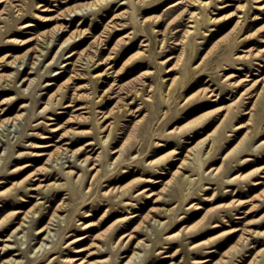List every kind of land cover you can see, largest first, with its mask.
<instances>
[{"label":"rangeland","instance_id":"374dc122","mask_svg":"<svg viewBox=\"0 0 264 264\" xmlns=\"http://www.w3.org/2000/svg\"><path fill=\"white\" fill-rule=\"evenodd\" d=\"M178 1L181 3L169 7ZM191 1L159 0L147 7L150 10H144L145 6L139 8L138 17L146 18L142 29L133 23L130 14H123L126 7L118 8L114 0L104 1L97 12L90 8L75 11L66 21L57 18L59 13L77 0H6L0 3V65L5 63L6 54L10 53V60L12 56L27 52L24 60L17 61L11 68L0 67V76L3 75L0 77V102H5L0 108L6 110L1 116L5 122L0 127V181L3 182L0 183V218L10 211H26L36 197L45 206L31 214L13 233L21 221V214L8 217L0 225V247L6 243L14 248L13 252L21 253L16 256L21 264H73L70 260L74 258L78 259L76 264L81 261V264H123L138 240L144 244L136 249L140 255L133 260L135 264H248L256 249L264 247V235L252 236L250 242L256 245L255 250L234 253L235 241L244 229L264 232V184L253 185L258 179V169L264 165V98L251 109L254 92L260 86L254 87L252 95L235 101L245 85L264 76L263 0L212 1L205 11L215 22L202 23L181 54L180 40L191 25L187 13L201 10L198 3L189 5ZM11 2L17 4L16 8L10 6ZM245 2L248 3L243 6ZM154 5L157 7H152ZM79 20H86L82 30L89 33L78 46L82 38L76 39L72 46L68 43L60 46L68 35L64 30L52 38L41 35L57 23L67 25L74 21L77 24ZM26 22L33 26L23 28ZM74 28L75 25L71 27ZM133 29L134 33L130 34ZM127 33L130 34L127 39L118 40ZM95 36L103 40L102 61L95 54ZM235 39L233 50L228 52ZM72 48L83 50V58L79 60L77 55L67 60ZM247 50L257 53L256 56L236 58ZM85 56L93 57L94 61L89 62ZM171 57H179L180 62L187 63L182 75L179 69L164 73V68L175 61ZM167 58L171 59L165 61ZM68 62L72 64L67 65ZM29 71L35 81L24 91L26 97L19 99L20 92L27 86L19 77ZM59 74L62 75L55 79ZM174 76L179 79L173 92L167 94L165 80ZM39 81L40 87L31 98ZM58 85L62 86L57 91L59 103L72 107L57 105L50 112L39 113ZM76 94L81 97L77 99ZM20 105L25 107L19 110ZM227 106L229 117L216 128ZM78 107L83 108L77 110ZM248 111L254 114L251 119ZM18 113L22 116L13 119ZM102 114L107 115V122H112L108 149H118L123 144L122 158L126 161L118 166L109 165L110 157L115 158L117 154H108L100 143L99 137L106 133L99 132L96 118ZM203 114L207 115L201 121L199 118ZM198 120L200 124L195 133H191L192 137H188L189 129L184 127L168 134L175 127ZM60 138L61 141H57ZM203 139L206 140L198 158L196 152L190 154L186 170L181 169V174L171 181V173L177 169L187 149ZM89 141L94 144L85 146ZM209 141L213 146L206 154ZM64 142L72 144L67 145L68 150L63 154L55 155V146ZM75 150L77 152L72 155L71 151ZM100 151L96 162L97 168L102 167L100 177L92 179L91 170H88L80 180L76 177L56 179L55 175L45 182L63 184L54 203L43 198L46 194L53 198L56 194L53 189L39 196L35 191H28L33 186L27 185L24 178L33 168L44 165L47 159V156L36 158L37 154L53 153L54 157L48 161V170L53 172L67 171L69 165L84 169L88 162L82 159L85 156L93 159ZM174 151L178 160L169 161ZM156 158L161 159L162 165L171 163L166 165V175H155V170L146 166V159ZM27 163L33 167H23ZM212 168L217 172L211 171ZM72 169L77 174L83 171ZM143 179L150 181L145 183ZM156 180L160 182L155 183ZM17 183H20L18 188L13 186ZM24 185H27L25 189ZM110 186L117 190L129 189V194L146 187L147 193L153 195L120 200L115 194L105 193ZM156 194L158 201H155ZM7 197L10 202H17L15 206L3 207ZM60 201L67 206L64 211L56 212L60 218L50 221V235L47 231L36 234L37 228L49 222ZM160 209L164 214L158 211ZM166 210L170 213L166 214ZM132 214L137 216L131 219ZM124 233L133 235L128 242V238L119 240ZM82 235L88 237L70 243ZM168 235L171 237L166 238ZM41 240L43 246L37 249ZM77 249L81 251L75 252ZM173 253L176 255L166 259V254ZM8 257L10 255L1 257L0 263ZM257 259V264H264V254Z\"/></svg>","mask_w":264,"mask_h":264},{"label":"bare ground","instance_id":"6f19581e","mask_svg":"<svg viewBox=\"0 0 264 264\" xmlns=\"http://www.w3.org/2000/svg\"><path fill=\"white\" fill-rule=\"evenodd\" d=\"M3 1H6V0H0V3L3 2ZM52 1V0H51ZM104 1H107V0H93L91 2H86V1H82V0H77V3H75L73 6L71 7H67L65 9H63L60 13H59V17H57L59 20H65L66 21V17L69 16L71 13L75 12V11H81L82 9L84 8H90L92 12H97L99 9H101L103 7V2ZM113 1V0H112ZM116 1L114 3V5L116 4V6L118 8H121V7H126V9L123 10V14H130L131 15V18H132V21L133 23L140 27L142 29V25L144 23V21H146L143 17H138L137 15V11L139 8L145 6L146 8L144 10H150L151 8H147L149 7L150 5H153V3L159 1V0H114ZM212 1L214 0H208L206 2H202V1H199V0H192L189 5H194V3H198V6L200 7L201 6V10L199 12H195V11H189L187 14H188V18L190 19L188 22H191V25L187 26V29L184 31L183 33V36H182V39L180 40V45H182V51H181V54L182 52L184 51V48L186 45L190 44V42L193 40L192 36L194 34H196L199 30V28L201 27L202 23H214L215 22V19H212L210 16H209V13L207 11H205V8L209 5H211ZM262 1V0H261ZM184 2V1H183ZM263 2V5H261V8L262 6L264 7V0L262 1ZM181 3V1H178L176 2L175 4H172L170 5L169 7H173L177 4ZM248 2H245L244 5H246ZM197 5V4H196ZM10 6L12 8H16L17 4H13L12 2L10 3ZM192 6V7H194ZM98 7V8H96ZM154 8H156L157 6H152ZM260 9V8H259ZM184 11V9L179 13L177 14V16H180L181 13ZM197 11V10H196ZM122 14V15H123ZM176 16V17H177ZM182 18V17H180ZM5 19V18H3ZM176 19L175 17L173 18V20ZM183 19V18H182ZM181 19V20H182ZM2 20V19H1ZM73 20V19H71ZM172 20V19H171ZM188 20V19H187ZM170 22V21H169ZM168 22V23H169ZM86 23V20H79L77 22V24H75V22L73 21L71 24H67L65 25L64 22H61V23H57L55 24L51 29L49 30H45L41 33V35H43L44 37H48V38H52L53 35L59 31H63L66 33H68V35L63 39L62 41V44L60 46H62L63 44L65 43H68L69 46H72L76 39H81L82 40H79L77 46L82 43L83 39H85L86 37V34H88L89 32H87L86 30H82V26H84V24ZM236 23H239L238 21ZM75 25V28L74 29H71L72 26ZM119 25V24H117ZM124 24H122L121 26H123ZM33 25L29 22H26V24H23L22 27L23 28H30L32 27ZM102 33V32H101ZM134 33V29L133 31L130 32V34ZM129 33L125 34L124 36H122L121 38H119L118 40H123V39H127L128 36L130 35ZM101 36V35H100ZM141 36V35H140ZM130 38V37H129ZM93 40H95V42L97 43V49L95 51V54L97 53V55L99 56V61L103 60L102 59V56H100L101 54V50L103 49L102 48V45H103V40L102 39H99L97 36L93 37ZM236 40L235 39L234 41H232L230 43V46H229V50L228 52H231L233 50V47L236 43ZM11 41H13L11 39ZM264 42V40H263ZM162 44V42H161ZM251 49V48H250ZM264 51V48L263 50ZM260 51H258L259 53ZM27 52H25L23 55H15V56H12L11 59L9 60V54H6L5 57L6 59H3L5 62L4 64H1L0 67L2 66L3 68H11L13 64H15L17 61H23L24 60V57L26 55ZM68 53L70 54L69 57L67 58V60H70L72 59L74 56H77V58L81 59L83 58L82 55H83V50L81 51H77L75 50V48H72L68 51ZM94 53V51H93ZM257 53H253L252 51H246L244 54L242 55H238L236 56V58L238 59H245V58H250V57H255ZM236 55V54H235ZM4 57V56H3ZM4 57V58H5ZM36 56H34L35 58ZM86 57V56H85ZM53 58V57H52ZM172 58V57H171ZM171 58H167L165 61H169V59ZM79 59V60H80ZM172 59H175L174 63L172 64V66L170 67H167V68H164V73H172V72H175L177 71V69L181 70V75H182V72H185V69L187 67V63L182 61L180 62V58H176V57H173ZM53 60V59H52ZM51 60V61H52ZM86 60H88L89 62H93L94 61V58L93 57H86ZM51 63V62H50ZM49 63V64H50ZM163 63V62H162ZM72 62H68L67 65H71ZM82 64V63H81ZM34 65V63H33ZM79 65V64H78ZM92 65V63H91ZM1 67V68H2ZM81 67V66H80ZM2 68V69H3ZM82 68V67H81ZM30 69H33V66L30 67ZM32 72L29 71L27 74H22L21 77H19L20 80L22 81H25L27 83V86L25 88H23V90L20 92V96H19V99H24L26 96L24 95V91L28 90L31 85L33 84V82L35 81L34 78H31L30 77V74ZM143 74H146L145 72H143ZM62 74H59V76H55L54 78L57 79L58 77H60ZM3 76V75H1ZM0 76V77H1ZM180 76V75H179ZM179 76H174V77H171V78H167L165 81L167 82V84L165 85L166 89H167V94H170L173 92L174 90V84L175 82L179 79ZM40 81L36 84L35 88H34V92L33 94L31 95V98L35 96L36 94V91H38V87H40ZM46 86L45 87H49V85L45 84ZM50 85H55L54 83H51ZM260 86L259 89H256L255 92H254V87L255 86ZM14 86V84H13ZM61 87L62 86H59L58 85V88L56 89L55 92L51 93L47 100L44 102V106L42 107V109L40 110L39 113H42V112H45V111H51L53 109V107H56L57 105H60V107H62V105L64 106L63 103H59V98L57 97L58 96V93L57 91L61 90ZM258 88V87H257ZM5 91H9L8 90H2V92H5ZM253 92L255 93L253 95V97L255 98L253 103H252V108H254L255 106H257L258 102H260L262 100V98H264V76L260 79H257V80H254L252 81L250 84H247L243 87L242 91L240 92L239 96L236 98L235 101H239V100H243V98L246 96V95H249V94H253ZM209 93L210 95H213V91L212 90H209ZM81 97V95H77L76 94V98L79 99ZM30 98V97H28ZM9 99H7L6 101H8ZM4 102V100H2L0 102V105H2ZM25 106L24 105H20L19 106V110H22ZM68 107H72L71 104H68V105H65L64 108H68ZM83 107H78L76 108L77 110L78 109H82ZM224 114H222V116L220 117L219 119V124L216 126L219 127L221 126L229 117V106L225 107L224 109ZM6 110L5 109H1L0 108V127L4 124L5 120L1 119V116L3 114H5ZM59 113H62V112H59ZM249 114V119H251L253 117V113H250L249 111L247 112ZM206 115L207 114H203L202 116H200L199 119H202L201 121H203L205 118H206ZM22 116V113H18L16 114L13 119H18ZM107 118V115H104L102 114L101 117H98L97 115V118H96V121H97V124H98V130L100 133H106L105 135L103 136H100V143L101 145L107 150L108 154L110 155H116L115 158L113 157H110V161H109V165H115L117 164L120 165L122 162L126 161L124 160L123 155H124V148H123V144L118 148V149H111L109 150L108 148L110 147V142L108 141L111 133H112V122H107L106 120ZM49 120H53L52 117H49L48 118ZM200 124V121L198 120L197 123H194V124H191L188 123V124H185L183 126H180V127H175L174 130H171L170 132H168V134H173V133H176V132H179L181 130H183L184 128H187L189 129L187 132V135L188 137H192V134L191 133H195L194 130L196 129L197 125ZM33 126V125H31ZM184 127V128H183ZM238 128H240L241 126H237ZM57 129V128H56ZM55 129V130H56ZM53 130V131H55ZM85 133V132H84ZM246 134L248 135L249 134V131L246 132ZM166 135V133L164 134ZM65 137V136H63ZM62 138L58 139L57 141H61ZM206 139H203V140H199L195 145H193L192 147L188 148L187 149V153L186 155L183 157V159H181L180 161V164L178 165L177 169L174 170L172 173H171V177H170V180L173 181L176 176L180 173V170L184 169L186 170V166H188V163L186 162L187 161V158H189V155L192 154L193 152H196V158H198L199 154L202 152V146L204 144ZM108 143V144H106ZM185 143H189V142H185ZM68 144H72V142H64L62 145H59V146H55L54 148V151L53 153L56 154H63L65 151L68 150V147L67 145ZM94 143L93 142H86L85 143V146H91L93 145ZM51 144L47 145V146H50ZM208 146L205 148L208 151L206 152V154H208L213 146V143H210V141L208 142L207 144ZM17 146H21L20 144H18ZM98 149V148H97ZM96 149V150H97ZM204 149V150H205ZM81 150L83 152H85V148H82L81 147ZM90 150H93L90 149ZM95 150V151H96ZM70 151V150H69ZM77 152V150L75 151H71L72 155H75V153ZM101 152H98V154L92 159L90 158L89 156H85L83 159H82V162H88L87 166L83 169V168H80V167H77L76 165H72V166H68L69 167V170L67 171H64V170H54L53 172L49 171L48 170V161L53 158V153L52 152H42V153H39L36 155V158L37 157H44V156H47V159H46V162L44 165L42 166H39V167H36V168H33V170L24 178V181L27 182V185H32L33 187H29L28 188V191H35L36 192V196H39L41 194H44V193H48V191H50V189H53L56 191V194L54 195L53 198H50L48 197V195H44L43 198H47V201L46 202H50V203H54L57 198L60 196V191H62V183L59 184V183H56V181H51L49 183H45L46 181L52 179L55 175H57L56 179H60V178H65L66 180H68L69 178L70 179H74L75 177L77 178V180H80L84 177V175L86 174V172L88 170H91V178L93 179L94 177L98 176L100 177V174L102 172V167L100 168H97L96 167V162L99 160V157L101 155ZM175 154L176 152L174 151L173 152V155L170 157V160L169 161H176L178 159H175ZM1 159L0 158V162H1ZM113 159V160H112ZM92 160V161H91ZM161 159L160 158H156V159H146L145 160V163H146V166L148 167V169H154L155 170V175H166V172H164V170H166V165H169L171 163L167 162L166 165H162L161 164ZM108 164V163H107ZM99 165V164H98ZM123 165V164H122ZM25 168H29V167H33V165L27 163L25 166H23ZM72 168H77V169H81L83 170L81 174H77V171L75 172ZM105 169V168H104ZM148 170V171H149ZM259 175H258V179L255 180L253 182V185H260V184H264V165H262L259 169ZM85 171V172H84ZM146 171V173L148 172ZM211 171H215L217 172L216 168H212ZM124 173H128V172H124ZM144 173V174H146ZM181 174V173H180ZM183 174V173H182ZM239 175H236L235 177H237ZM234 177V178H235ZM260 179H263V181H260ZM23 181V180H22ZM32 181H35L33 184H30ZM149 179H143V182L145 183H149ZM37 182V183H36ZM157 182H160V180H156L155 183ZM0 183H3L2 181H0ZM163 184H166L163 183ZM20 185V183H17V184H13V186H15L16 188H18V186ZM27 185H24L23 188L25 189L27 187ZM164 188V186L162 187ZM129 189H118L116 187H109L105 193H111V194H115L116 196H118L120 198V200H126V199H129V198H135L139 195H144L145 197H150L151 195H153L151 192L150 193H147L149 191L148 188L144 187L143 189L141 190H134L132 193H127ZM16 194L19 193L18 190H16L15 192ZM0 195H2V193H0ZM156 199L155 201H158V195L156 194ZM11 197V196H10ZM31 197H35V196H31ZM5 201L3 202L4 205L3 207H6V206H15V201H9V198H5L4 199ZM11 200H13V198H11ZM39 200V197L37 198L36 197V201L35 203L29 207L26 211H20V210H14V211H10L8 213H6L5 215H3L1 218H0V225L2 223L5 222V220L8 218V217H11V216H19L20 214L22 215L21 217V221L18 223L17 227L12 231V233L18 229H20L22 226H23V222L28 218L30 217V215H34L38 210L41 211L40 209H45V206H44V203H39L38 202ZM19 203V202H18ZM127 205H130L129 203H126ZM66 204H64L63 202H59L58 204H56V206L54 207V210L51 214V217L49 219V222L44 225L43 227H40V228H37V232L36 234H43L47 231V235L49 236L50 232H49V224H50V221L54 220L55 218H60L56 215V212L57 211H64L66 209ZM2 207V206H1ZM163 209H160L158 210L160 213H163L164 212L162 211ZM170 213V210H166V214ZM137 216V214H132L130 216L131 219L135 218ZM151 219H153V217H150ZM238 218V217H236ZM63 219V218H62ZM151 221V220H150ZM154 223H157L155 221H153ZM52 224V223H51ZM159 224V223H158ZM161 224V223H160ZM162 226V224H161ZM143 227V226H142ZM167 227V226H166ZM147 228V227H146ZM167 229V228H166ZM239 229V228H238ZM233 230V229H232ZM133 231H137L135 229H133ZM234 232L237 231L236 230H233ZM241 231V230H240ZM246 234V235H244ZM72 235V234H71ZM258 235H264V232H261V233H258V232H255L253 229L251 228H246L244 229L240 235H238L239 237L237 238V248L234 250L235 252L234 253H237L239 251H246L247 249H252V250H249V251H253L256 249V245L253 246L252 245V242H250L251 240V237L254 236H258ZM46 236V235H45ZM133 236V235H132ZM130 233H124L121 235V237L119 238V240L121 238L125 239V238H128L126 239V241L128 242V240L130 239V237H132ZM88 236L86 235H82V236H79L73 240L70 241L71 244L73 243H77L79 241H82L84 239H86ZM171 237L170 235H168L166 238H169ZM47 238V236L45 237ZM7 240V239H6ZM44 240V238H43ZM43 240H41L40 242V246L37 247L38 248H41L43 246ZM118 240V241H119ZM122 240V239H121ZM257 240V239H256ZM9 241V240H7ZM123 242V241H122ZM121 242V243H122ZM263 242V241H262ZM116 243V242H114ZM141 244H144V242H142L141 240H138L137 243L135 244L134 248H133V252L132 254L129 256V258L123 263V264H135V262L133 263V260L135 258H138L140 254H138V252L136 251V249H138V247L141 245ZM116 245V244H115ZM251 245V246H250ZM250 246V248H248ZM100 248V246H98ZM13 249L14 248H10L8 246V244L6 243H2L1 247H0V259L1 257H4L6 255H10V257H8L7 259H4V260H1V263L0 264H21V259H18L16 256H20L21 253H17V252H13ZM19 250V249H18ZM41 250V249H40ZM39 251V250H38ZM81 249H77L75 250V252H80ZM177 251V250H176ZM262 254H264V247L262 248H259V249H256L255 253L253 254L254 256L249 260L248 264H257L259 262V260L257 259L259 256H262ZM173 255H176L175 253L169 255V254H166V259L167 258H170L172 257ZM241 256V255H240ZM252 256V255H251ZM126 256H123V258H125ZM77 258H74L72 260H70L71 262H73V264H76L77 262ZM81 262H78L77 264H81ZM172 264V263H170Z\"/></svg>","mask_w":264,"mask_h":264}]
</instances>
